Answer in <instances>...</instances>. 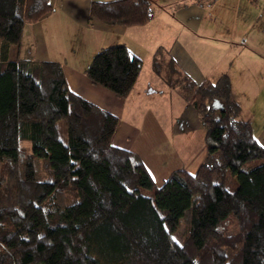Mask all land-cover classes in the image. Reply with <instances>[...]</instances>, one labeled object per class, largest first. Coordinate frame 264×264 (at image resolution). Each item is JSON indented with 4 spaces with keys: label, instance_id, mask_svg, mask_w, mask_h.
Instances as JSON below:
<instances>
[{
    "label": "trees",
    "instance_id": "obj_1",
    "mask_svg": "<svg viewBox=\"0 0 264 264\" xmlns=\"http://www.w3.org/2000/svg\"><path fill=\"white\" fill-rule=\"evenodd\" d=\"M52 2L0 0V264H264V147L230 76L197 85L155 55V71L195 108L208 150L196 174L178 170L157 186L140 157L114 146L119 118L69 91L61 64L10 61L25 25ZM153 19L151 0L89 11L90 22L109 26ZM142 68L118 45L101 49L86 75L127 99Z\"/></svg>",
    "mask_w": 264,
    "mask_h": 264
},
{
    "label": "crops",
    "instance_id": "obj_2",
    "mask_svg": "<svg viewBox=\"0 0 264 264\" xmlns=\"http://www.w3.org/2000/svg\"><path fill=\"white\" fill-rule=\"evenodd\" d=\"M112 1L53 0L48 16L25 25L21 43L9 48L10 61L61 64L69 91L119 118L114 146L140 157L157 186L178 170L196 174L208 150L190 100L155 71L156 54L197 85L228 74L233 97L264 147V0H151L154 19L146 26L89 21L93 2ZM118 45L143 62L127 99L86 75L101 49ZM232 184H226L230 192L238 187Z\"/></svg>",
    "mask_w": 264,
    "mask_h": 264
},
{
    "label": "rangeland",
    "instance_id": "obj_3",
    "mask_svg": "<svg viewBox=\"0 0 264 264\" xmlns=\"http://www.w3.org/2000/svg\"><path fill=\"white\" fill-rule=\"evenodd\" d=\"M0 46H1V43H0ZM213 80H215V79H213ZM37 95H38L37 94V90L35 88H33V90H32V104L35 103V101L37 99ZM243 104H245L244 100H243ZM222 105H223V101H221V100H217L216 103H215V107L217 109H219ZM40 169H41L40 168V163L36 161V170H37V178H38V180L42 179V173H41ZM155 172L156 173H160L157 167H156V171ZM234 182L238 183L237 180L232 175H230L229 179L227 181L228 186L232 187L233 186L232 183H234ZM234 231H236V226H234V228L232 229L231 233H234ZM183 238H184V226L181 225L179 230L177 231V233H175V240L178 243H182Z\"/></svg>",
    "mask_w": 264,
    "mask_h": 264
}]
</instances>
